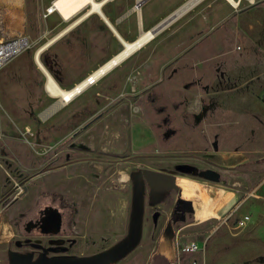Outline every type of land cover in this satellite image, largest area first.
Listing matches in <instances>:
<instances>
[{
    "label": "rangeland",
    "instance_id": "rangeland-1",
    "mask_svg": "<svg viewBox=\"0 0 264 264\" xmlns=\"http://www.w3.org/2000/svg\"><path fill=\"white\" fill-rule=\"evenodd\" d=\"M50 1L23 0L29 45L0 69V264H264V0H203L62 105L33 56L26 64L72 24L44 16ZM173 1L149 9L162 20ZM120 47L88 19L45 53L71 90ZM144 168L232 198L212 213L221 194H203L188 211L178 189H151ZM50 205L60 232H28ZM189 240L201 251L183 253Z\"/></svg>",
    "mask_w": 264,
    "mask_h": 264
},
{
    "label": "crops",
    "instance_id": "crops-1",
    "mask_svg": "<svg viewBox=\"0 0 264 264\" xmlns=\"http://www.w3.org/2000/svg\"><path fill=\"white\" fill-rule=\"evenodd\" d=\"M139 1H141L140 5L138 7H136L138 0H120V2L117 3L118 5L114 4L115 6L113 5L115 0H107L106 5L103 8L105 17H101L98 14H94V15L90 16L89 18L84 19V20L101 19L103 21L105 27L107 28L109 35L116 37L120 41V44H121L120 49L116 53H114L110 58H108L104 63H102L96 69H94L91 72V74L89 75L90 77L93 73H95L96 71L98 72L101 69V67L105 66L107 63H109L112 60V58L116 57V55L119 54V52L123 48V46H122L123 40H125V41L128 40V42H135V41L139 40V38L142 36V34H144L146 32H152L154 34H157L162 29H164L166 26H168L170 23H172L174 20L180 18L185 13H187L189 10H191L194 6L201 3L203 0H200L199 2L195 3V5L192 8H189L188 10H185V11L183 9H186L188 7V5H190V2L192 0H185L182 4L178 3L179 0H175L171 3H169V5H172L175 3L176 7L168 15V16H170L172 14L170 19H168L166 22H164L162 25H160L156 30H154L156 28V26L158 24H160L168 16H166L164 19L161 20L159 17V14L157 12H156V14H152L150 9H149L151 0H139ZM193 1H195V0H193ZM222 1H224L228 5L232 6L231 3L229 2V0H222ZM234 1L239 3V6L243 3H246V2L247 3H254L255 2V0H234ZM22 2H23V0H6V2H5V0H0V14H2L3 18L5 19V22H8V24L11 25V31H12L11 33L15 32V27L23 30L24 17H23V9L21 7ZM232 7H234V6H232ZM182 10H183V12L181 14H179L180 11H182ZM155 31H157V32L155 33ZM46 44H48V42ZM50 44H48V45H50ZM42 47H40V48L38 47L39 49L37 51H39ZM43 48H42V51L40 53V59L43 62V64L46 66V68L49 70V72L51 73L52 77L57 82V84L61 87V86H63V84H61L59 81H57V74H55L53 72L52 64H51L50 60L48 59V56L45 53L46 47L44 49ZM30 49H32V48H30ZM35 50H32V52H30L26 55V58H27L26 64L27 65L31 64L29 61V57L31 58V56H33V61L36 64L37 68L39 69V67L36 63V60H35V55L37 53V51L35 52ZM24 51H26V50H24ZM24 51L19 52L15 56L19 57L20 55H22V53ZM124 59L125 58L121 59L119 62H116V64L111 66L108 70H106V72H108L110 69H112L114 66H116L117 63L119 64ZM77 76L78 75H74L73 78H76ZM85 79H87V78H85ZM85 79H83V80H85ZM42 81H44L45 86H46L47 79H46L45 75H44V79H42ZM81 82H79V83H81ZM79 83H77V84L75 83V84L78 85ZM75 86H73V88ZM165 191H167V190H165ZM178 192H179V194H181L183 199L191 201L192 205H193L192 200H194L196 197L199 198V196H202L203 194H221V195H218V197H216L215 201L212 202L213 206L209 207V210L212 213L215 212V210L220 209L224 205H226V204H224L221 206H217V202L221 197H222V200H225L227 202H229L232 198L231 193H226L223 191H220V192L213 191V192L207 193V190L203 186H201L200 188L190 186L189 190H185V188H182V186H178ZM186 194H191V195H195V196L193 198H191L189 196H185ZM222 194H224V195H222ZM195 204H196V202H195ZM203 204L204 205H202V207L200 204H199V207L197 205V207H198L197 211L200 214L205 213L206 208H207L205 206L206 203L204 201H203ZM207 210H208V208H207Z\"/></svg>",
    "mask_w": 264,
    "mask_h": 264
},
{
    "label": "bare ground",
    "instance_id": "bare-ground-1",
    "mask_svg": "<svg viewBox=\"0 0 264 264\" xmlns=\"http://www.w3.org/2000/svg\"><path fill=\"white\" fill-rule=\"evenodd\" d=\"M107 0H54V6L57 10V13L62 17V19L66 22H72L70 26H68L65 30H63L61 33H59L55 38L50 40L48 44H50L52 41H54L56 38H59L60 35H62L65 31L69 30L71 27L76 25L77 23L81 22L84 19L89 18L90 16L94 14H98L101 17H105L104 15V6L106 5ZM200 0L191 1L190 5L185 10H188L189 8H192L195 3L199 2ZM231 5L234 7H239V3L235 2L234 0H229ZM182 11H180L179 14H181ZM117 32V31H116ZM120 34V33H119ZM155 34L150 33H144L139 38V40L135 42H128L123 40L122 45L124 47V51L114 57L109 63H107L105 66L101 67V69L94 74L93 77H90L91 80H87L80 84L79 86L71 89V90H65L62 87H60L57 82L52 77L49 70L46 68V66L43 64V62L40 59V53L42 51V48L47 47L48 44L43 46L39 51H37L35 55L36 63L41 70V72L45 75L47 79V90L49 93H51L54 96L61 98V105L69 102L76 94L82 92L86 87L89 86V84L92 82L94 83L97 79H99L102 75L105 74L106 70H108L111 66L116 64V62H119L121 59L126 58L129 56L130 53H132L134 50H136L138 47H140L142 44H144L147 40L152 38ZM52 44V43H51ZM29 45V44H28ZM27 45V46H28ZM27 46L22 50L24 51ZM43 48V49H44ZM118 64V63H117Z\"/></svg>",
    "mask_w": 264,
    "mask_h": 264
},
{
    "label": "water",
    "instance_id": "water-1",
    "mask_svg": "<svg viewBox=\"0 0 264 264\" xmlns=\"http://www.w3.org/2000/svg\"><path fill=\"white\" fill-rule=\"evenodd\" d=\"M171 15L158 24L154 30L170 19ZM156 32L157 31H155V33ZM175 170L181 173H191L195 170V167L191 164L180 163L175 165ZM142 174L148 186L155 191L178 189L177 179L174 174L148 168H144ZM202 175L213 180L219 179V174L213 170H205L202 172ZM178 203L187 206L188 211H193L191 201L181 198L178 200ZM42 212V216L37 221L40 227V232L42 234H58L62 225V214L60 210L57 207L50 205L45 206Z\"/></svg>",
    "mask_w": 264,
    "mask_h": 264
},
{
    "label": "built area",
    "instance_id": "built-area-1",
    "mask_svg": "<svg viewBox=\"0 0 264 264\" xmlns=\"http://www.w3.org/2000/svg\"><path fill=\"white\" fill-rule=\"evenodd\" d=\"M138 0L136 7L140 5ZM57 10L54 6V0H51L49 5L45 8L44 16L48 17ZM16 18V17H15ZM11 25L5 22L2 14H0V69L15 55L21 52L27 45L28 39L23 35V30L15 27V32L11 33ZM90 81V76L87 77ZM93 82V81H92ZM92 82L90 84H92ZM248 216L242 218L239 224L245 222ZM201 251L199 243L196 240H189L184 244L182 249L183 253H198ZM179 264H207L205 261L190 260V261H180Z\"/></svg>",
    "mask_w": 264,
    "mask_h": 264
},
{
    "label": "flooded vegetation",
    "instance_id": "flooded-vegetation-1",
    "mask_svg": "<svg viewBox=\"0 0 264 264\" xmlns=\"http://www.w3.org/2000/svg\"><path fill=\"white\" fill-rule=\"evenodd\" d=\"M42 211H43V209H42ZM41 211V214H40V216L37 218V219H35V220H33V221H31V222H29V223H27V231L28 232H37V233H39V234H41V235H52V234H42L41 232H40V227H39V224L37 223V221H38V219L42 216V212ZM36 223V224H35ZM34 224V225H33ZM33 225V226H32Z\"/></svg>",
    "mask_w": 264,
    "mask_h": 264
},
{
    "label": "trees",
    "instance_id": "trees-1",
    "mask_svg": "<svg viewBox=\"0 0 264 264\" xmlns=\"http://www.w3.org/2000/svg\"><path fill=\"white\" fill-rule=\"evenodd\" d=\"M46 194H50V193H47V192H44V193H43L44 196H45ZM49 196H50L51 198L53 197V198H52L53 200H54V198L57 197L56 194H51V195H49ZM60 199H62L61 196H60Z\"/></svg>",
    "mask_w": 264,
    "mask_h": 264
}]
</instances>
